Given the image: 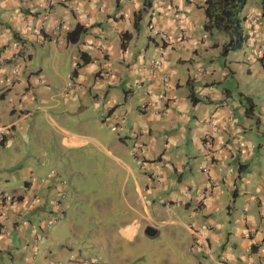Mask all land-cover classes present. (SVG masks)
<instances>
[{
  "label": "crops",
  "instance_id": "crops-1",
  "mask_svg": "<svg viewBox=\"0 0 264 264\" xmlns=\"http://www.w3.org/2000/svg\"><path fill=\"white\" fill-rule=\"evenodd\" d=\"M201 3L0 0V154L10 169L0 175V264H127L146 226L176 264H264V10L245 2L246 38L222 55L226 37L200 35L190 17L197 7L204 21ZM76 24L86 30L70 42ZM45 43L72 61L69 80L33 62ZM155 59L162 66L151 75ZM208 118L219 129L206 146ZM39 126L57 155L104 168L96 201L109 217L85 237L65 218L43 225L52 189L35 179L52 160L31 147ZM16 175L23 186L7 190L2 181Z\"/></svg>",
  "mask_w": 264,
  "mask_h": 264
},
{
  "label": "rangeland",
  "instance_id": "rangeland-1",
  "mask_svg": "<svg viewBox=\"0 0 264 264\" xmlns=\"http://www.w3.org/2000/svg\"><path fill=\"white\" fill-rule=\"evenodd\" d=\"M190 17L194 20L197 31L200 33V35L205 36L206 34H208L202 28L203 19L200 16L199 8L195 7L190 13ZM143 27L144 19L141 20L138 28V41L139 43L141 42V46L144 45L143 41H146ZM213 33L217 36H219V34L223 35V33L215 30H213L212 34ZM55 52L56 51L53 48L49 50L47 43H45L43 46H39V48L35 50V54L33 55L32 60L37 64V67L39 65H42L43 71H45L47 75L55 77L57 76L55 74L58 73L64 75L69 80V63H72V61L67 59L63 61V64L60 63L61 58ZM31 147L34 151L38 152L39 157L40 154H42L41 150L47 152V155L51 154L52 161H50L48 171L45 174H38L35 179L37 184H41L42 186L44 185L45 187H49L50 189H52V194H47L49 196L47 200V208L43 210L44 214H46V218H57L55 222L49 224V228H54L65 218L68 221L71 220L73 222H76V224L78 225V239L87 236V233H90V230L93 229L97 223L103 222V218L107 219L109 217L105 216V214L104 216H101L102 210L100 209L101 207L97 205L99 204V202L96 201L98 200L97 195L100 194L99 189L101 188V186L99 187L98 185L102 183L101 176L105 174L104 168L99 171L94 170V162L83 160L80 156H78V159L77 157H75L69 160L67 154L65 153L57 155L54 144L51 143V140H49V136H47V132H45V129H43L42 127H40L38 131H35L32 134ZM5 155H7V153L0 154V172L2 173L0 175L2 177H7V174L10 171V169L4 170L2 168V165L6 159ZM33 155L34 157H36L35 153ZM68 162L74 168H76V170L66 175L63 173L65 171H63V169L61 167L59 168L57 165H62L63 163ZM15 172L16 171L13 172L14 175ZM1 184H4V187L7 190L11 188H20L23 186L22 180L19 179L17 175L15 179L8 178V180L2 181ZM61 193H63V197H59L60 200L58 204H54V200H56ZM102 200L105 203L106 199ZM62 201L65 204V210L62 209L63 212H61L60 209V204ZM115 210H119V205L115 208ZM38 220H40V218ZM161 237L162 233L154 238H148L144 234H142L140 237L141 239L137 238V240H134V251H132L133 255L129 256L128 254H125V256L129 258L127 264H176L172 262V256H166L161 252V249H163L162 245H165L158 244V242L161 240ZM119 241L120 249H123L124 246L126 248L128 247V243L122 242L121 239H119ZM136 241L139 242L136 243ZM190 264L195 263L191 262Z\"/></svg>",
  "mask_w": 264,
  "mask_h": 264
},
{
  "label": "trees",
  "instance_id": "trees-1",
  "mask_svg": "<svg viewBox=\"0 0 264 264\" xmlns=\"http://www.w3.org/2000/svg\"><path fill=\"white\" fill-rule=\"evenodd\" d=\"M247 0H202L200 8L203 11L204 21L202 28L205 32L211 33L213 30L223 33L226 40L220 43L222 55L228 51H235L241 48L246 34L243 32L241 23V10ZM261 8L264 10V0H258ZM137 20V19H136ZM86 30L80 24H76L72 29L66 32V39L75 42ZM128 39V34L124 33L121 39V46H124ZM82 63L88 58L80 53ZM75 73V68L72 74ZM252 103L248 100V109Z\"/></svg>",
  "mask_w": 264,
  "mask_h": 264
},
{
  "label": "built area",
  "instance_id": "built-area-1",
  "mask_svg": "<svg viewBox=\"0 0 264 264\" xmlns=\"http://www.w3.org/2000/svg\"><path fill=\"white\" fill-rule=\"evenodd\" d=\"M36 30L38 31V29H36ZM33 34L39 35V31L38 32H34ZM183 37H184V35H182V38ZM164 39H165V41H168V39H167V37L165 35H164ZM38 41H40V39H38ZM15 56L16 57L19 56V57L25 59L27 57V53L24 52L21 55L20 54H16V55L12 56V58L15 57ZM1 61L2 60L0 59V62ZM161 66H162V63H161L160 60H157L156 59V60L151 61L150 65L148 67V73L151 74V75L155 74L157 72V70ZM162 80L165 81L166 78L165 77H162ZM205 123H206L207 128L202 133V141H203V144L207 146L210 143V138H212L213 135L216 132H218L219 126H218L217 122H215L211 118L206 119V122ZM3 132H4V128L3 127H0V141L2 140V136H3L2 134H3ZM59 197H63V193H61L58 196V198L56 200H54V204H58V202L60 200ZM33 199L35 200V197ZM10 202L13 203V204H15V205H17L19 203V198L18 197H12L10 199ZM56 220H57V218H53V217H49L48 219L46 218L43 221V225H44V227H47V226H49L50 223H52V222H54ZM253 233H254V231H253L252 228H250V227H246L245 228V234H246L247 237H249ZM82 264H94V262H88L86 260H83L82 261Z\"/></svg>",
  "mask_w": 264,
  "mask_h": 264
},
{
  "label": "water",
  "instance_id": "water-1",
  "mask_svg": "<svg viewBox=\"0 0 264 264\" xmlns=\"http://www.w3.org/2000/svg\"><path fill=\"white\" fill-rule=\"evenodd\" d=\"M143 233L148 237H153L156 234V230L151 226H146Z\"/></svg>",
  "mask_w": 264,
  "mask_h": 264
},
{
  "label": "clouds",
  "instance_id": "clouds-1",
  "mask_svg": "<svg viewBox=\"0 0 264 264\" xmlns=\"http://www.w3.org/2000/svg\"><path fill=\"white\" fill-rule=\"evenodd\" d=\"M16 197H18V196H16ZM44 220H45V219H44ZM44 220H43V221H44ZM54 222H55V221H54ZM52 223H53V222H52ZM47 227H48V226H47ZM94 264H95V262H94Z\"/></svg>",
  "mask_w": 264,
  "mask_h": 264
}]
</instances>
